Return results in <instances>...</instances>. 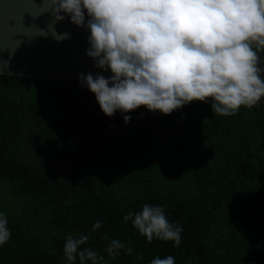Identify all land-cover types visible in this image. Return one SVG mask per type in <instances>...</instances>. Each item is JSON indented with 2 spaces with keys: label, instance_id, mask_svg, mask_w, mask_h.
I'll use <instances>...</instances> for the list:
<instances>
[{
  "label": "trees",
  "instance_id": "16d2710c",
  "mask_svg": "<svg viewBox=\"0 0 264 264\" xmlns=\"http://www.w3.org/2000/svg\"><path fill=\"white\" fill-rule=\"evenodd\" d=\"M211 104L109 117L81 79L0 74V214L11 233L0 264H69V235L88 236L81 247L104 257L97 264H264L263 97L231 116ZM144 204L183 229L178 247L124 221ZM113 239L125 245L115 258Z\"/></svg>",
  "mask_w": 264,
  "mask_h": 264
},
{
  "label": "clouds",
  "instance_id": "9594fccd",
  "mask_svg": "<svg viewBox=\"0 0 264 264\" xmlns=\"http://www.w3.org/2000/svg\"><path fill=\"white\" fill-rule=\"evenodd\" d=\"M57 21L67 16L90 30L87 55L112 75L81 74L106 116L141 106L165 115L192 102L212 100L221 116L251 109L264 97L259 52L264 51V0H42ZM87 16V22L85 23ZM39 35H45L38 29ZM65 36L67 34H64ZM58 39L60 37H57ZM129 116H124L127 123ZM152 242H181L183 229L170 223L162 206L144 204L123 217ZM101 222L93 225L100 228ZM0 214V245L10 239ZM81 235L66 238L69 264H97L103 256L87 247ZM125 245L111 240L106 251L115 258ZM127 253L132 254L128 248ZM151 264H175L174 257Z\"/></svg>",
  "mask_w": 264,
  "mask_h": 264
},
{
  "label": "water",
  "instance_id": "95a60500",
  "mask_svg": "<svg viewBox=\"0 0 264 264\" xmlns=\"http://www.w3.org/2000/svg\"><path fill=\"white\" fill-rule=\"evenodd\" d=\"M48 8L42 0H0V74L50 81L80 79L88 73L110 77V70L97 67L86 54L90 30L67 16L55 20Z\"/></svg>",
  "mask_w": 264,
  "mask_h": 264
},
{
  "label": "rangeland",
  "instance_id": "374dc122",
  "mask_svg": "<svg viewBox=\"0 0 264 264\" xmlns=\"http://www.w3.org/2000/svg\"><path fill=\"white\" fill-rule=\"evenodd\" d=\"M263 101H264V97H263Z\"/></svg>",
  "mask_w": 264,
  "mask_h": 264
}]
</instances>
